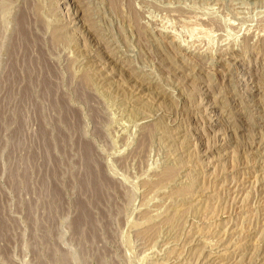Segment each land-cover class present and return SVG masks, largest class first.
<instances>
[{
  "label": "rangeland",
  "instance_id": "rangeland-1",
  "mask_svg": "<svg viewBox=\"0 0 264 264\" xmlns=\"http://www.w3.org/2000/svg\"><path fill=\"white\" fill-rule=\"evenodd\" d=\"M0 264H264V0H0Z\"/></svg>",
  "mask_w": 264,
  "mask_h": 264
}]
</instances>
